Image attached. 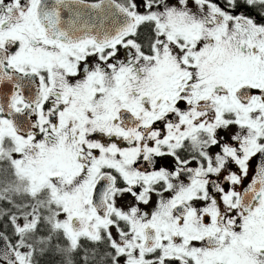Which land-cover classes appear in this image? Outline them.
Here are the masks:
<instances>
[{"label":"snow or ice","instance_id":"1","mask_svg":"<svg viewBox=\"0 0 264 264\" xmlns=\"http://www.w3.org/2000/svg\"><path fill=\"white\" fill-rule=\"evenodd\" d=\"M258 154L264 0H0V264H264Z\"/></svg>","mask_w":264,"mask_h":264},{"label":"flooded vegetation","instance_id":"2","mask_svg":"<svg viewBox=\"0 0 264 264\" xmlns=\"http://www.w3.org/2000/svg\"><path fill=\"white\" fill-rule=\"evenodd\" d=\"M146 36V30L142 29V38ZM184 105H181V107H183ZM235 131H237L236 127L233 126L231 129H229L228 132H224V131H221V135L224 136V138L227 140V139H230V134L234 133ZM217 149H213V152H215ZM264 159V157H261L259 154L256 156V157H253L252 160L250 161V171H249V176L245 179L244 181V184L246 186V184L248 182H250V179L252 177V175H254V172H255V168H256V165L258 163L261 162V160ZM130 199V197H126L125 200L121 201L120 203L121 204H125L127 202V200ZM155 197H153V201L152 203H150L149 205L146 206V210L147 211H151L153 206H154V203H155ZM142 207H145V206H142ZM49 260H52V257H45V264H47V262Z\"/></svg>","mask_w":264,"mask_h":264},{"label":"trees","instance_id":"3","mask_svg":"<svg viewBox=\"0 0 264 264\" xmlns=\"http://www.w3.org/2000/svg\"><path fill=\"white\" fill-rule=\"evenodd\" d=\"M44 261H45V258H44ZM46 262V261H45Z\"/></svg>","mask_w":264,"mask_h":264}]
</instances>
